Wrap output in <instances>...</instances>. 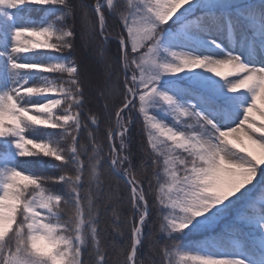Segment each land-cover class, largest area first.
Here are the masks:
<instances>
[{
    "label": "snow or ice",
    "instance_id": "1",
    "mask_svg": "<svg viewBox=\"0 0 264 264\" xmlns=\"http://www.w3.org/2000/svg\"><path fill=\"white\" fill-rule=\"evenodd\" d=\"M0 264H264V0H0Z\"/></svg>",
    "mask_w": 264,
    "mask_h": 264
},
{
    "label": "trees",
    "instance_id": "2",
    "mask_svg": "<svg viewBox=\"0 0 264 264\" xmlns=\"http://www.w3.org/2000/svg\"><path fill=\"white\" fill-rule=\"evenodd\" d=\"M27 159H31V158H27ZM41 243H43V242H41Z\"/></svg>",
    "mask_w": 264,
    "mask_h": 264
}]
</instances>
